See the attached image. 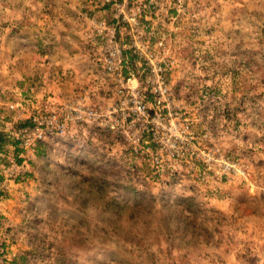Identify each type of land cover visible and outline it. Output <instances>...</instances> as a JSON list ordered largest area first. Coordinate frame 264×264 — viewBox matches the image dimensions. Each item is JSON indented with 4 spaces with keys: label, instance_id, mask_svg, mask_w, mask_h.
Returning a JSON list of instances; mask_svg holds the SVG:
<instances>
[{
    "label": "rangeland",
    "instance_id": "374dc122",
    "mask_svg": "<svg viewBox=\"0 0 264 264\" xmlns=\"http://www.w3.org/2000/svg\"><path fill=\"white\" fill-rule=\"evenodd\" d=\"M0 264H264V0H0Z\"/></svg>",
    "mask_w": 264,
    "mask_h": 264
},
{
    "label": "built area",
    "instance_id": "2783aa9c",
    "mask_svg": "<svg viewBox=\"0 0 264 264\" xmlns=\"http://www.w3.org/2000/svg\"><path fill=\"white\" fill-rule=\"evenodd\" d=\"M121 52L120 50L119 53ZM84 114L92 116L94 111L88 109L87 112H84L79 108H72L67 105L65 110H39L31 117L30 125L16 131V141L24 150H35L49 138L66 134L70 125L76 121H81Z\"/></svg>",
    "mask_w": 264,
    "mask_h": 264
}]
</instances>
